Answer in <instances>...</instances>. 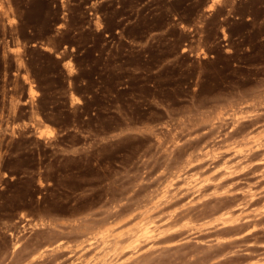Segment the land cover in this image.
<instances>
[{
	"label": "rangeland",
	"instance_id": "rangeland-1",
	"mask_svg": "<svg viewBox=\"0 0 264 264\" xmlns=\"http://www.w3.org/2000/svg\"><path fill=\"white\" fill-rule=\"evenodd\" d=\"M0 264H264V0H0Z\"/></svg>",
	"mask_w": 264,
	"mask_h": 264
},
{
	"label": "bare ground",
	"instance_id": "bare-ground-1",
	"mask_svg": "<svg viewBox=\"0 0 264 264\" xmlns=\"http://www.w3.org/2000/svg\"><path fill=\"white\" fill-rule=\"evenodd\" d=\"M187 180H190V179H186V181ZM190 185H191V182L187 181V186H190ZM153 231H154V228L152 226L148 225V226L144 227L143 231H141V232H142V235H144L145 237L147 236V238H148L149 236L152 235Z\"/></svg>",
	"mask_w": 264,
	"mask_h": 264
}]
</instances>
